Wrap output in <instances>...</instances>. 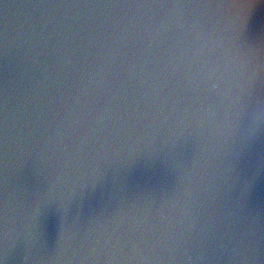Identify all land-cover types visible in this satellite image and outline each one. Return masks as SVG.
<instances>
[{"label": "water", "instance_id": "water-1", "mask_svg": "<svg viewBox=\"0 0 264 264\" xmlns=\"http://www.w3.org/2000/svg\"><path fill=\"white\" fill-rule=\"evenodd\" d=\"M264 0H0V264H264Z\"/></svg>", "mask_w": 264, "mask_h": 264}, {"label": "snow or ice", "instance_id": "snow-or-ice-1", "mask_svg": "<svg viewBox=\"0 0 264 264\" xmlns=\"http://www.w3.org/2000/svg\"><path fill=\"white\" fill-rule=\"evenodd\" d=\"M253 108L258 113L256 117L259 118L260 122L264 123V95L253 99Z\"/></svg>", "mask_w": 264, "mask_h": 264}]
</instances>
